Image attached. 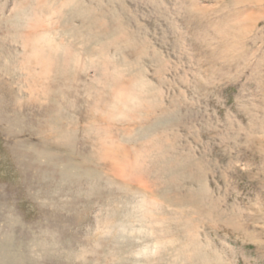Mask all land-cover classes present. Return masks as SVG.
<instances>
[{
  "label": "rangeland",
  "instance_id": "obj_1",
  "mask_svg": "<svg viewBox=\"0 0 264 264\" xmlns=\"http://www.w3.org/2000/svg\"><path fill=\"white\" fill-rule=\"evenodd\" d=\"M0 264H264V0H0Z\"/></svg>",
  "mask_w": 264,
  "mask_h": 264
},
{
  "label": "bare ground",
  "instance_id": "obj_2",
  "mask_svg": "<svg viewBox=\"0 0 264 264\" xmlns=\"http://www.w3.org/2000/svg\"><path fill=\"white\" fill-rule=\"evenodd\" d=\"M104 27H105V26H104ZM119 31H120V30H119ZM121 33H122V32H121ZM121 33H120V34H121ZM117 34H118V33H117ZM123 35H124V34H123ZM115 37H116V35H115ZM37 41H38V40H37ZM99 54H100V53H99ZM45 55H46V53H45ZM57 57H58V56H57ZM34 60H35V59H34ZM33 64H34V63H33ZM34 69H35V68H34ZM131 70H132V69H131ZM45 73H46V72H45ZM38 83H39V82H38ZM39 84H41V83H39ZM122 84H123V83H122ZM143 88H144V87H143ZM143 88H142V89H143ZM144 91H145V90H144ZM129 92H131V91H129ZM154 96H155V95H154ZM151 119H152V118H151ZM110 147H111V146H110ZM108 153H109V152H108ZM108 153H107V154H108ZM120 155H121V154H120ZM117 157H118V156H117ZM114 159H115V157H114ZM125 160H126V159H125ZM118 161H119V160H118ZM135 165H136V164H135ZM141 165H142V164H141ZM123 168H124V167H123ZM124 175H125V174H124ZM134 175H135V174H134ZM116 178H117V177H116ZM125 180H126V179H125ZM133 182H134V181H133ZM120 184H121V183H120ZM128 184H129V183H128ZM121 185H122V184H121ZM125 186H126V185H125ZM125 186H124V187H125ZM139 186H140V185H139ZM142 186H143V185H142ZM127 187H128V186H127ZM127 187H126V188H127ZM143 188H144V187H143ZM130 189H131V188H130ZM131 190H132V189H131ZM143 191H144V190H143ZM141 195H142V194H141ZM151 195H152V194H151ZM147 200H148V199H147ZM130 228H131V227H130ZM132 228H134V227H132ZM140 253H141V252H140Z\"/></svg>",
  "mask_w": 264,
  "mask_h": 264
}]
</instances>
